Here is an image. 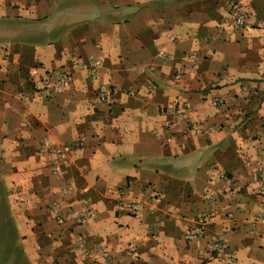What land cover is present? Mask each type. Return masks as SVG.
<instances>
[{"label": "crops", "instance_id": "crops-1", "mask_svg": "<svg viewBox=\"0 0 264 264\" xmlns=\"http://www.w3.org/2000/svg\"><path fill=\"white\" fill-rule=\"evenodd\" d=\"M263 211L264 0H0V264H264Z\"/></svg>", "mask_w": 264, "mask_h": 264}, {"label": "built area", "instance_id": "built-area-1", "mask_svg": "<svg viewBox=\"0 0 264 264\" xmlns=\"http://www.w3.org/2000/svg\"><path fill=\"white\" fill-rule=\"evenodd\" d=\"M248 17L243 9V7L238 3L231 4V11L229 18L225 19L223 21V24L225 26L230 27L232 30H240L243 28H246L248 26ZM96 64H91L90 68L92 69V72L95 71ZM55 77V82L50 83V80H52ZM72 80V76L68 73H56L55 76L53 74L48 75L47 80L44 82V88L43 92L46 93L47 96H49L52 92H56L59 90H62L65 88L69 82ZM201 127L199 125L194 126V131L196 133H199L201 131ZM83 140H77L74 143V148L78 149L82 146ZM40 156L43 158H47L49 160V164L52 169V174L58 178L62 177V171L60 168V162L65 160L67 158V151L61 147L56 146L52 148H47L46 146H43V149L40 153ZM259 171L255 173V178L258 179ZM69 192L68 187L62 188L61 195L66 196ZM89 202L85 201V204H88ZM118 206L121 209L129 211L131 214H137L140 208V203L136 200H129L125 197V195L120 196V202ZM69 218L73 217V214L68 215ZM95 217V210L91 206H88V208L85 210V212L80 213L77 215L76 218L78 223L80 225L86 224L90 219H93ZM61 220V218H60ZM260 221L264 223V211L262 212L260 216ZM200 229L197 233L194 234H188L187 239H196L201 237L204 234V227L206 224L205 219L200 220ZM264 247V242H263ZM78 248L82 252L85 258L92 260V262H96L99 259L107 260L108 254L104 250L99 251L97 257L93 256L92 252L87 248L86 246V239L82 237L78 241ZM208 252L211 254L212 257H214L217 262L221 264H233L235 262V255L233 253L229 252L228 244L226 240L222 237H216L214 238L211 243L208 246ZM128 253L130 255L136 254V249L134 247L128 248Z\"/></svg>", "mask_w": 264, "mask_h": 264}, {"label": "rangeland", "instance_id": "rangeland-1", "mask_svg": "<svg viewBox=\"0 0 264 264\" xmlns=\"http://www.w3.org/2000/svg\"><path fill=\"white\" fill-rule=\"evenodd\" d=\"M11 234H12V230H11V228H9V230H8V236H10V238H12L11 237ZM10 251H12L17 256H19V258H21L23 256L22 255V247H21L20 244H15V239L14 238H13V242L12 243H9L8 246L6 248H4L3 253L4 254H9ZM20 261H21V264H24L22 260H20Z\"/></svg>", "mask_w": 264, "mask_h": 264}]
</instances>
